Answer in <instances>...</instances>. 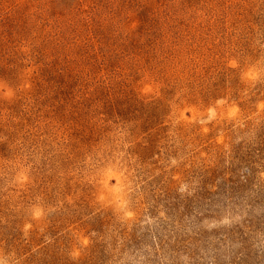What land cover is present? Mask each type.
Returning a JSON list of instances; mask_svg holds the SVG:
<instances>
[{"label":"rangeland","instance_id":"1","mask_svg":"<svg viewBox=\"0 0 264 264\" xmlns=\"http://www.w3.org/2000/svg\"><path fill=\"white\" fill-rule=\"evenodd\" d=\"M0 264H264V0H0Z\"/></svg>","mask_w":264,"mask_h":264}]
</instances>
